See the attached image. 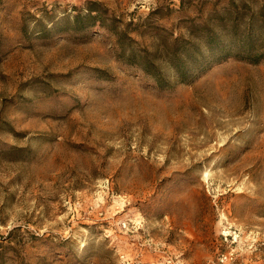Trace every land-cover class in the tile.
Here are the masks:
<instances>
[{"label": "rangeland", "instance_id": "rangeland-1", "mask_svg": "<svg viewBox=\"0 0 264 264\" xmlns=\"http://www.w3.org/2000/svg\"><path fill=\"white\" fill-rule=\"evenodd\" d=\"M88 1L0 0V264H264V59L172 65L240 2Z\"/></svg>", "mask_w": 264, "mask_h": 264}, {"label": "trees", "instance_id": "trees-1", "mask_svg": "<svg viewBox=\"0 0 264 264\" xmlns=\"http://www.w3.org/2000/svg\"><path fill=\"white\" fill-rule=\"evenodd\" d=\"M233 2V1H232ZM238 3L226 4L222 7V15L218 20L209 18L200 24V33L188 39L176 38L173 49L172 65L181 79H186L191 68L200 67L198 55L205 57L207 66L215 61H222L228 57H235L249 62H259L264 59V0H238ZM248 2L258 6L257 12L249 15L242 11L247 7ZM184 0H179V9H184ZM250 6V4H248ZM107 9L100 1L91 0L86 3L84 12L77 11L73 15L72 22L75 30H84L98 24L110 27L107 23ZM247 14V15H246ZM115 27V25H113ZM116 39L122 43L123 33L114 31ZM195 36V37H194ZM197 38L199 43L193 42ZM202 45L201 49L199 45ZM154 68L152 71H150ZM145 70L150 72L159 84H163V77L160 72L145 59Z\"/></svg>", "mask_w": 264, "mask_h": 264}]
</instances>
